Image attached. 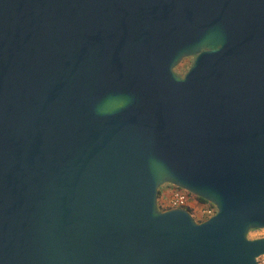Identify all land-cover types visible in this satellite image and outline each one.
Instances as JSON below:
<instances>
[{
  "label": "water",
  "instance_id": "95a60500",
  "mask_svg": "<svg viewBox=\"0 0 264 264\" xmlns=\"http://www.w3.org/2000/svg\"><path fill=\"white\" fill-rule=\"evenodd\" d=\"M262 228L264 0H0V264H258Z\"/></svg>",
  "mask_w": 264,
  "mask_h": 264
},
{
  "label": "built area",
  "instance_id": "2783aa9c",
  "mask_svg": "<svg viewBox=\"0 0 264 264\" xmlns=\"http://www.w3.org/2000/svg\"><path fill=\"white\" fill-rule=\"evenodd\" d=\"M169 185V184H168ZM172 186V185H170ZM163 187V185H162ZM164 205L170 208H185L189 207L191 211H194L197 218L201 221L209 218L215 212V207L212 203L198 200L195 195L190 196L187 191L182 189H170L164 198ZM200 222V221H197ZM258 264H264V254L260 255L257 259Z\"/></svg>",
  "mask_w": 264,
  "mask_h": 264
},
{
  "label": "trees",
  "instance_id": "16d2710c",
  "mask_svg": "<svg viewBox=\"0 0 264 264\" xmlns=\"http://www.w3.org/2000/svg\"><path fill=\"white\" fill-rule=\"evenodd\" d=\"M162 188H164V190H163ZM172 188H173V189H179V188L174 187V186H165L164 184H163V187L160 186V187L157 189V201H156V206H157V209H158V210H166V209H169L166 205H164V198H165L167 192H169L170 189H172ZM189 195H190V196H193V194H191V193H189ZM195 197H196V196H195ZM197 198H198V200L201 201V202H204V201H205V200H203V199H201V198H199V197H197ZM186 209H187V211L190 213V215L192 216V212H193V211H191L189 207H186ZM248 232H249V231H248Z\"/></svg>",
  "mask_w": 264,
  "mask_h": 264
},
{
  "label": "rangeland",
  "instance_id": "374dc122",
  "mask_svg": "<svg viewBox=\"0 0 264 264\" xmlns=\"http://www.w3.org/2000/svg\"><path fill=\"white\" fill-rule=\"evenodd\" d=\"M186 58H188V57H186ZM186 58L182 59L180 61V63L175 67L176 72H178V70L182 69V67L186 64L185 63V60H187ZM162 189L164 190V188H162ZM187 194L189 195V192H187ZM192 217L194 218L195 221H201L199 218H197L194 211L192 212ZM248 231L249 232H247L246 236L250 239L264 236V228H262V229H250Z\"/></svg>",
  "mask_w": 264,
  "mask_h": 264
},
{
  "label": "flooded vegetation",
  "instance_id": "af4514ba",
  "mask_svg": "<svg viewBox=\"0 0 264 264\" xmlns=\"http://www.w3.org/2000/svg\"><path fill=\"white\" fill-rule=\"evenodd\" d=\"M184 59V58H183ZM187 60H185V65L182 67V69H180V70H178V72L177 73H180V74H182L186 69H187V67L191 64V62H192V59H193V57H188V58H186ZM180 63V62H179ZM178 63V64H179ZM165 186H170V185H168L167 183L166 184H164Z\"/></svg>",
  "mask_w": 264,
  "mask_h": 264
},
{
  "label": "clouds",
  "instance_id": "9594fccd",
  "mask_svg": "<svg viewBox=\"0 0 264 264\" xmlns=\"http://www.w3.org/2000/svg\"><path fill=\"white\" fill-rule=\"evenodd\" d=\"M194 219V218H193Z\"/></svg>",
  "mask_w": 264,
  "mask_h": 264
}]
</instances>
